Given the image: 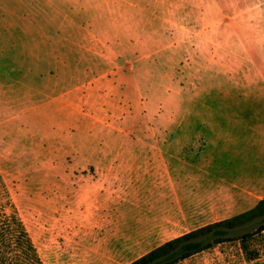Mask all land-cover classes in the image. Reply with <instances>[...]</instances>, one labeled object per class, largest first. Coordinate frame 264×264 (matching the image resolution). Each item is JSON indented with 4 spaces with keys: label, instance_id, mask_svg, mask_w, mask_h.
Here are the masks:
<instances>
[{
    "label": "rangeland",
    "instance_id": "374dc122",
    "mask_svg": "<svg viewBox=\"0 0 264 264\" xmlns=\"http://www.w3.org/2000/svg\"><path fill=\"white\" fill-rule=\"evenodd\" d=\"M202 4L0 0V228L20 221L42 264H101L68 216L73 189L97 183L93 171L109 164L92 162L93 154L138 152L126 141L204 137L212 127L213 137L239 140L241 153L245 144L246 172L254 170L251 99L221 95L236 83L205 80L221 72L214 61L229 52L219 46L231 40L227 29H188L187 9ZM213 209L152 243L227 215ZM0 248L10 264L8 244ZM250 249L256 260L231 242L180 264H264V232Z\"/></svg>",
    "mask_w": 264,
    "mask_h": 264
},
{
    "label": "crops",
    "instance_id": "0c3cea01",
    "mask_svg": "<svg viewBox=\"0 0 264 264\" xmlns=\"http://www.w3.org/2000/svg\"><path fill=\"white\" fill-rule=\"evenodd\" d=\"M181 1L203 3L187 9L188 29H227L231 40L219 46L229 52L214 61L221 72L208 73L205 80L236 83L221 95L241 104L251 99L257 115L249 128L251 147L257 149L250 159L254 170L246 172L245 144L241 153L239 140L213 137L212 127L205 128L204 137L127 140L125 145L141 147L138 152L93 154L92 162L109 164L93 171L97 183L73 189L68 216L101 264L132 263L165 243L153 244L155 235L175 233L184 219L212 217L214 204L220 215L227 214L224 220L251 210L264 197V0H176Z\"/></svg>",
    "mask_w": 264,
    "mask_h": 264
},
{
    "label": "trees",
    "instance_id": "16d2710c",
    "mask_svg": "<svg viewBox=\"0 0 264 264\" xmlns=\"http://www.w3.org/2000/svg\"><path fill=\"white\" fill-rule=\"evenodd\" d=\"M0 228V245L8 244L10 264H42L38 253L20 221L10 219ZM6 231V232H5ZM264 232V197L249 211L185 233L150 251L130 264H180L215 246L239 242L247 261L258 258L251 250L252 240ZM0 264L6 262L0 248Z\"/></svg>",
    "mask_w": 264,
    "mask_h": 264
}]
</instances>
